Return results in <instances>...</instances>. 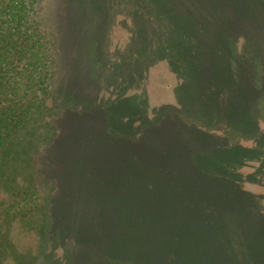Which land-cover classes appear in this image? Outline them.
<instances>
[{"label": "rangeland", "instance_id": "374dc122", "mask_svg": "<svg viewBox=\"0 0 264 264\" xmlns=\"http://www.w3.org/2000/svg\"><path fill=\"white\" fill-rule=\"evenodd\" d=\"M31 18L54 107L0 149V264H264V0Z\"/></svg>", "mask_w": 264, "mask_h": 264}, {"label": "trees", "instance_id": "16d2710c", "mask_svg": "<svg viewBox=\"0 0 264 264\" xmlns=\"http://www.w3.org/2000/svg\"><path fill=\"white\" fill-rule=\"evenodd\" d=\"M34 2L0 0V149L11 136L47 118L54 107L46 98L51 92L47 63L52 54L31 18ZM23 191L19 194L27 196Z\"/></svg>", "mask_w": 264, "mask_h": 264}, {"label": "crops", "instance_id": "0c3cea01", "mask_svg": "<svg viewBox=\"0 0 264 264\" xmlns=\"http://www.w3.org/2000/svg\"><path fill=\"white\" fill-rule=\"evenodd\" d=\"M250 208V207H249ZM259 213L254 215L256 218L253 219L252 215L249 213L247 220H254L257 225L256 230L258 231L261 228H264V207L258 209Z\"/></svg>", "mask_w": 264, "mask_h": 264}]
</instances>
